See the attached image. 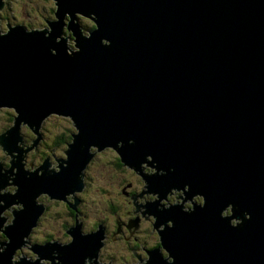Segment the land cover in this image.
<instances>
[{"label":"water","instance_id":"water-1","mask_svg":"<svg viewBox=\"0 0 264 264\" xmlns=\"http://www.w3.org/2000/svg\"><path fill=\"white\" fill-rule=\"evenodd\" d=\"M54 4L45 27L0 28V107L15 111L0 145L65 115L76 132L53 186L80 181L91 148H112L136 171L151 157L149 185L202 190L204 205L161 233L172 260L144 264H264V0ZM4 233L0 264H40L13 260L21 232ZM98 240L76 234L52 264H99L86 262Z\"/></svg>","mask_w":264,"mask_h":264},{"label":"flooded vegetation","instance_id":"flooded-vegetation-1","mask_svg":"<svg viewBox=\"0 0 264 264\" xmlns=\"http://www.w3.org/2000/svg\"><path fill=\"white\" fill-rule=\"evenodd\" d=\"M2 19L6 17L2 16ZM47 19L52 18L46 17L44 20ZM68 42L72 45L71 38ZM4 112L9 124L0 134L13 124L15 116L13 109ZM49 117L42 121L38 132L22 124L20 138L12 149L8 147L10 145L7 149L0 145V244L9 241L5 230L21 232V246L17 248L13 260L22 257L40 264L57 263L60 246L69 244L76 234L93 233L99 240L92 242V245L100 244L96 256L91 250L87 252V256H95V260L87 258V263L144 264L152 253L171 261L172 257L161 242V233L172 227L171 218L177 219V215L204 205L202 190L190 189L188 185L171 187L166 184L162 189L149 185L142 175L148 177L156 172L151 157L136 171L124 164L112 148L100 151L91 148L93 155L80 181L74 172L68 186L60 188L59 183L53 186L60 179V166L76 129L71 130V139L61 146L57 136L63 129L51 139L45 138L48 133L45 126L51 120ZM71 126L74 127L72 122ZM29 151L32 156H29ZM107 154L110 158L105 162L102 157ZM97 162H102L101 165L105 167L110 166L117 173L111 190L105 184L96 183V172L92 169ZM18 167L21 170L20 180L16 176ZM103 180L107 182L106 174ZM19 191L22 193L19 194ZM58 204L61 211L51 215V210ZM229 213L230 208L225 214ZM46 218L47 221H59L58 235L49 232L53 230L51 226L43 230L42 224ZM145 233L148 236L140 235ZM112 241H118V244L112 247ZM107 243H110V247H107ZM109 248L115 252L106 253Z\"/></svg>","mask_w":264,"mask_h":264},{"label":"rangeland","instance_id":"rangeland-1","mask_svg":"<svg viewBox=\"0 0 264 264\" xmlns=\"http://www.w3.org/2000/svg\"><path fill=\"white\" fill-rule=\"evenodd\" d=\"M6 3L5 6H3L2 9H0V17L5 16L6 19H2L0 21V28L3 31H6V22H7V15L9 18V22H18L21 24H24L27 26L28 29L31 28H40L47 26V22L44 20L47 18H55L53 13L56 9V6L54 4V0H4ZM8 4V7H7ZM53 12V13H52ZM3 14V15H2ZM53 15V16H52ZM78 20L80 24H82L85 27H92L93 22L82 15H78ZM69 18V17H68ZM66 34H68V31H66ZM12 108L9 107H0V132L3 131L5 126L9 124V118L8 116L5 117L7 114L4 111H10ZM49 123H46L45 129L48 131L47 136L45 134V138L51 139L54 135H56L59 131H61L65 126H68L71 130H75L73 126H71V120L69 117L59 116L53 113L52 115H49ZM13 125V124H12ZM31 152V151H29ZM58 154L57 152H55ZM29 156H32V152L29 154ZM103 156V155H102ZM109 155L102 157L103 161L109 160ZM102 163V162H101ZM101 163L97 162L94 167L93 171L96 172L95 175V181L96 183L105 184L106 187H108V190H111L112 182H115L116 174L113 170H111L110 166H102ZM106 165V164H105ZM107 176V182H104L103 177ZM112 174V175H111ZM99 175V176H98ZM101 176V178H100ZM103 176V177H102ZM112 177V180H111ZM57 211H61V206L58 204L57 206L53 207L51 210V215L56 214ZM233 223H235V220H233ZM43 230L47 228V226L53 227V230H49V232L58 235L59 234V221L57 219H50V221H47V218L43 220ZM112 228V225L110 223L109 225ZM142 237L148 236L147 233L140 234ZM151 237V236H150ZM149 240V239H147ZM116 244H118V241L111 242V246L114 247ZM107 247H110V243H107ZM114 249H107L106 253H114Z\"/></svg>","mask_w":264,"mask_h":264},{"label":"trees","instance_id":"trees-1","mask_svg":"<svg viewBox=\"0 0 264 264\" xmlns=\"http://www.w3.org/2000/svg\"><path fill=\"white\" fill-rule=\"evenodd\" d=\"M71 129L67 126V128H63V130L58 134L57 140L61 144V146H64L66 142L71 139Z\"/></svg>","mask_w":264,"mask_h":264},{"label":"bare ground","instance_id":"bare-ground-1","mask_svg":"<svg viewBox=\"0 0 264 264\" xmlns=\"http://www.w3.org/2000/svg\"><path fill=\"white\" fill-rule=\"evenodd\" d=\"M59 116H65V115H62V114H58Z\"/></svg>","mask_w":264,"mask_h":264}]
</instances>
